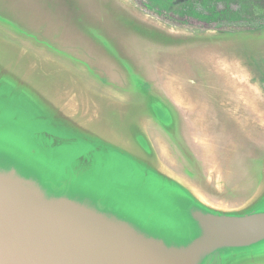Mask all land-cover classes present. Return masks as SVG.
Returning a JSON list of instances; mask_svg holds the SVG:
<instances>
[{
  "label": "rangeland",
  "instance_id": "rangeland-1",
  "mask_svg": "<svg viewBox=\"0 0 264 264\" xmlns=\"http://www.w3.org/2000/svg\"><path fill=\"white\" fill-rule=\"evenodd\" d=\"M136 113L154 163L193 158L209 205L264 211V0H0V167L186 246L200 229L149 180ZM215 253L264 264V240Z\"/></svg>",
  "mask_w": 264,
  "mask_h": 264
},
{
  "label": "water",
  "instance_id": "water-1",
  "mask_svg": "<svg viewBox=\"0 0 264 264\" xmlns=\"http://www.w3.org/2000/svg\"><path fill=\"white\" fill-rule=\"evenodd\" d=\"M193 218L201 235L167 246L67 197L47 198L14 172H0V264H199L223 248L264 240V211Z\"/></svg>",
  "mask_w": 264,
  "mask_h": 264
},
{
  "label": "flooded vegetation",
  "instance_id": "flooded-vegetation-1",
  "mask_svg": "<svg viewBox=\"0 0 264 264\" xmlns=\"http://www.w3.org/2000/svg\"><path fill=\"white\" fill-rule=\"evenodd\" d=\"M105 96L109 100L108 104L113 103L112 100H110L111 98L113 100L114 99L117 100L116 96L114 95L113 96L105 95ZM116 104L118 106L119 103H116ZM65 105H67L68 107L72 106L68 100L67 102H65ZM119 111H120L119 113H121L122 115L123 109L121 108L119 109ZM133 116H131V123L133 124V126L135 125V128L137 129L138 133L140 134L141 138L143 139V141L147 145V148L149 149V153L147 155L139 153L138 154L139 159L143 160L144 162H147V164L152 169L153 175H150L149 180H153L155 184L158 185L159 190L163 191L164 193L169 195V197L174 199L173 201L175 205L174 212L177 213L180 217H183L184 215H186L188 217H191L195 221V219L193 218V214L195 212H200L203 214L241 215V214H246V213L255 211L254 210V211L248 212L249 209L252 207V205L255 204V201L258 197L256 199H253V197H251L250 199L244 200L242 203H240V205L234 212H226V211L217 210L211 205H209L207 203V200L203 196L204 195L209 196V194L213 195L215 193H218L217 188L210 184L204 183L202 173L200 172V168L198 167L196 161H194L193 158L190 159L188 155L187 156L189 157V159L195 164L194 167L198 173H194V172L192 173L191 171L181 172L178 169L174 170L173 164L166 163V162L161 163V165L157 161H155L154 163V160L157 158L155 155H153V151L149 144V140L151 139V137L147 134V132H145L142 128H140L138 123L137 124L134 123V119L138 117V113H136V115H133ZM137 148L140 149L141 147H137ZM0 172L6 173V168L0 167ZM8 172H14V171L8 170ZM250 179H252V177ZM200 235H201V229H200ZM215 255H217V253H215L213 256L210 255L209 257L206 256L205 258H202L199 264H214L215 261H212V260Z\"/></svg>",
  "mask_w": 264,
  "mask_h": 264
},
{
  "label": "trees",
  "instance_id": "trees-1",
  "mask_svg": "<svg viewBox=\"0 0 264 264\" xmlns=\"http://www.w3.org/2000/svg\"><path fill=\"white\" fill-rule=\"evenodd\" d=\"M240 13H241V11H238L236 14H240ZM8 170H13L18 177H21L25 180L30 181L33 185L38 187L40 189V191L42 193H44V195L47 198H57V197H62V196L67 197L69 199H72L75 202H78L84 206H87L91 209H94V210L100 212V213H103L108 218H111V219H114L117 221H121V222H125V223L129 224L131 227H133L139 233H141L147 237H151L147 233H145L141 228H139L138 224H136L132 220H128L126 218L119 216V214L116 213L111 208V206L105 205V203L100 198H98L96 201H89L88 199H86L82 196H73V198H70L71 194L69 192V189L66 188L65 186H58L55 184H50L49 182L39 181V180L35 179L34 177H30V176L23 174L14 165L6 167V172H8ZM152 238H155V237H152ZM156 239L162 240L164 242L163 238H156ZM240 249H245V248H239V249L238 248H223L220 250L228 251V250H240Z\"/></svg>",
  "mask_w": 264,
  "mask_h": 264
}]
</instances>
